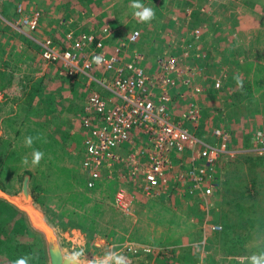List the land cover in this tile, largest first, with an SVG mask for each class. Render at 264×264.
Here are the masks:
<instances>
[{
	"label": "rangeland",
	"instance_id": "obj_1",
	"mask_svg": "<svg viewBox=\"0 0 264 264\" xmlns=\"http://www.w3.org/2000/svg\"><path fill=\"white\" fill-rule=\"evenodd\" d=\"M18 2L39 12L32 32L23 34L8 23ZM132 2L0 0V187L17 192L27 173L31 193L56 229L62 248L71 253L83 247L84 257L91 261L103 258L106 251L122 253L130 264H213L227 255L232 259L264 254V0H140L155 12L150 23L137 22ZM104 23L113 28L104 47L112 50L122 43V58L138 53L150 74L158 71L156 58L171 57L181 67L191 64L190 84L221 78L219 90L198 97L196 124L180 117L188 85L169 89L176 94L172 118L198 128L206 139L212 125L231 131L235 152L216 160L217 185L205 204L170 181L171 176H166V187L179 194L168 199L146 196L136 180L122 182L115 174L94 188L85 186L80 137L64 130L78 120L58 111L59 92L73 90V85L59 62L42 65L32 37L49 36L65 45L67 29L97 30ZM91 73L100 76L102 71L95 68ZM237 74L242 88L234 80ZM80 78L84 96L87 85ZM43 113L54 120L48 129ZM38 135L41 139L31 148L25 146L26 136ZM33 149L45 154L34 168ZM25 156L28 166L22 164ZM119 187L130 201L126 211L114 202ZM212 223L219 229H212ZM224 223L230 225L222 231ZM233 235L238 241L231 240ZM113 244L117 247L110 248ZM238 248L242 252L235 253ZM26 254L34 257L29 264H45L40 235L27 226L21 212L0 199V264H13Z\"/></svg>",
	"mask_w": 264,
	"mask_h": 264
},
{
	"label": "built area",
	"instance_id": "obj_2",
	"mask_svg": "<svg viewBox=\"0 0 264 264\" xmlns=\"http://www.w3.org/2000/svg\"><path fill=\"white\" fill-rule=\"evenodd\" d=\"M38 18L39 12L32 5L18 2L8 23L14 30L27 33L36 29ZM112 32L108 23L97 30L67 29L65 45L49 36L32 37L43 62H59L69 78L84 74L89 82L93 81L80 117L84 134L79 166L86 177L85 186L94 188L115 174L122 182L136 180L139 191L146 196L168 199L179 193L166 187V176H171L170 181L180 183L192 197L205 204L203 201L212 196L217 185L216 160L235 152L230 146L231 131L212 125L210 139H206L198 128L194 130L195 127L172 118L170 111L176 94L169 89L180 83L188 85L180 117L196 124L201 110L198 97L209 90H219L221 78L212 76L207 84H190L191 64L181 67L171 57L156 58L158 71L150 74L140 64L138 53L122 58V43L112 50L104 47V40ZM95 55H102L105 63H93ZM95 68L102 71L100 76L91 73ZM126 141L131 143L130 149L119 153L118 146ZM125 195L124 188L119 187L114 202L126 211L130 201ZM210 227L220 226L212 223ZM127 249L136 250L130 245Z\"/></svg>",
	"mask_w": 264,
	"mask_h": 264
},
{
	"label": "water",
	"instance_id": "obj_3",
	"mask_svg": "<svg viewBox=\"0 0 264 264\" xmlns=\"http://www.w3.org/2000/svg\"><path fill=\"white\" fill-rule=\"evenodd\" d=\"M0 199L21 212L27 226L40 235L45 264H68L65 259L70 253L62 248L56 229L47 220L39 204L34 199L28 186L27 173L23 174L17 192H8L0 187ZM91 262V260L84 257L83 264H91Z\"/></svg>",
	"mask_w": 264,
	"mask_h": 264
},
{
	"label": "clouds",
	"instance_id": "obj_4",
	"mask_svg": "<svg viewBox=\"0 0 264 264\" xmlns=\"http://www.w3.org/2000/svg\"><path fill=\"white\" fill-rule=\"evenodd\" d=\"M132 9L134 10L133 16L137 19L139 23H150L155 18V12L151 7L145 6L140 0H133L131 4ZM92 62L101 65L105 63L104 57L102 55H95L92 58ZM238 87H243V82L240 79L239 74L234 76ZM219 86V85H217ZM41 137L38 136H26L24 139V144L26 147L31 148L36 140H40ZM46 142V141H45ZM44 152L33 149L31 153V167H36L40 164L41 160L44 158ZM22 164L25 166L29 165V158L27 156L22 158ZM117 246L113 244L110 248H116ZM84 248L80 247L79 250L75 248L72 252L66 257L68 264H83L84 260ZM34 259L33 254H26L20 258H17L13 261V264H29V261ZM250 264H264V254L261 255H252L248 258ZM91 264H130L128 257L117 251H106L103 258L94 259Z\"/></svg>",
	"mask_w": 264,
	"mask_h": 264
},
{
	"label": "crops",
	"instance_id": "obj_5",
	"mask_svg": "<svg viewBox=\"0 0 264 264\" xmlns=\"http://www.w3.org/2000/svg\"><path fill=\"white\" fill-rule=\"evenodd\" d=\"M13 14H14V12H13ZM1 18H6V17L2 14ZM177 52L180 53V51H178V50H177ZM44 64H46V62H42V65H44ZM50 64H55V63H50ZM256 64H257V60H254L253 61V65L255 66ZM201 65H203V62H201ZM50 66H52V65H50ZM62 68H63V66H62ZM65 75H66V73H65ZM66 77H67L68 81H70L72 83L74 89L71 90L68 87V88H65V89H63L62 91L59 92L60 95H61V97H60L61 104L59 106L60 108H59L58 111H63L65 113L72 114L78 120V122H76L74 125H72L71 123H67L66 128L64 130H65V132H75V133L77 132V136L79 135V137H80V143L78 145L79 148H80V158L79 159H81V155H82V137H83V134H84V130H83V126L81 125L80 117H81V115H82V113L84 111L85 96H86L87 92L89 91L90 86L93 85V83H92L93 81L89 82V78L87 76H85L84 74L77 75L74 78H69L67 75H66ZM80 77H84L85 78V83L87 85V86L85 85L87 87L86 88L87 92H86V94L84 96H82V94L80 92V90L82 88V86H80V83L83 82V79L80 78ZM47 78H49V77H47ZM34 79H37V78H34ZM49 80L52 82L51 78H49ZM246 83H249V87H250V82L248 80H246ZM8 107H11L9 105V103H8ZM51 108L52 107L49 104L48 109H51ZM48 109H47V111H51V110H48ZM48 113L47 114L43 113V116H44L43 120H45L47 122V127H45L46 129H48L49 127H52L51 123L54 124V120L51 121L50 117L48 116ZM69 118H71V117H69ZM132 133H134V130L132 131ZM73 134L74 133L70 134L69 138H71V136ZM139 134H141V133H139ZM137 135H138V132H137ZM130 144L131 143L126 141L123 144L119 145L118 146L119 153H122V154L126 153L130 149ZM115 171L117 172V170H115ZM177 194H179V193H177ZM259 255H261V254H258V256ZM226 257H227L226 260H224V259H220L219 261L216 260L213 264H250V260L248 258L251 257V256L250 255L246 256V255L238 254V255H234L232 259H229V257H230L229 255H227Z\"/></svg>",
	"mask_w": 264,
	"mask_h": 264
},
{
	"label": "trees",
	"instance_id": "obj_6",
	"mask_svg": "<svg viewBox=\"0 0 264 264\" xmlns=\"http://www.w3.org/2000/svg\"><path fill=\"white\" fill-rule=\"evenodd\" d=\"M254 182H255V181H254ZM255 183H256V182H255ZM229 225H230V224L224 223V225H223L224 228L222 227V231H225V228H227ZM237 237H238V236L233 235V236L231 237V240H232V241H238ZM240 252H242V250H240L239 248L235 251V253H240Z\"/></svg>",
	"mask_w": 264,
	"mask_h": 264
}]
</instances>
